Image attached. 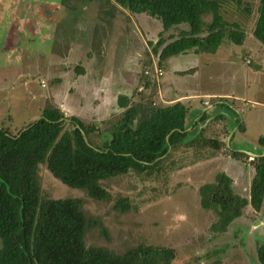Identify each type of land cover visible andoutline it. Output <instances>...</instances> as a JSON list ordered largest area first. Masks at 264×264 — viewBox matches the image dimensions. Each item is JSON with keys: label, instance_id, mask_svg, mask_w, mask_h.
Returning <instances> with one entry per match:
<instances>
[{"label": "rangeland", "instance_id": "rangeland-1", "mask_svg": "<svg viewBox=\"0 0 264 264\" xmlns=\"http://www.w3.org/2000/svg\"><path fill=\"white\" fill-rule=\"evenodd\" d=\"M251 4L248 16L232 4L221 9L226 20L240 24L242 44L224 39L213 56L189 49L159 61L151 43L178 29L163 31L158 19L132 13L114 0H0V127L11 133L52 105L69 118L95 125L86 138L98 147L122 111L121 96L130 104H172L164 80L178 82L183 95L215 92V87L231 91L225 98H181L188 106L186 138L191 140L171 148L154 169H131L101 180L108 200L63 184L38 163L41 198H79L85 215L104 227L105 234L89 226L86 245L114 252L138 244L169 247L175 253L172 264H261L257 249L264 245V197L258 211L246 205L225 231L215 229L216 213L200 204V187L212 184L217 173L229 178L233 193L248 199L255 169L249 155L232 157L230 151L264 152L257 142L264 137V104H252L256 95L264 97V47L251 35L257 1ZM210 17L205 15L203 22ZM213 57H232L227 62L231 67L216 70ZM154 66L162 70L158 78ZM257 66L263 69L259 72ZM174 69H183L182 75ZM191 71L196 73L185 74ZM201 111L206 118L198 122ZM206 138L221 147L204 145ZM123 197L129 209L121 212L113 204Z\"/></svg>", "mask_w": 264, "mask_h": 264}, {"label": "trees", "instance_id": "trees-1", "mask_svg": "<svg viewBox=\"0 0 264 264\" xmlns=\"http://www.w3.org/2000/svg\"><path fill=\"white\" fill-rule=\"evenodd\" d=\"M109 3V0H106ZM132 13H146L158 19L163 31L178 29L168 37L159 34L151 43L158 60L192 49L210 53L224 39L240 45L245 33L240 24L228 21L221 13L224 4H232L245 16L252 12L251 0H114ZM252 36L264 46V0H256ZM211 14L210 21L204 17ZM180 24L187 28L179 29ZM169 39V41H168ZM127 96L118 99L122 108L110 126V135L93 146L87 134L96 130L78 118H69L60 108L46 105L41 114L15 133L0 127V264H172V248L138 244L122 252L86 245L89 226L106 231L98 220L82 210L79 198H41L36 181L38 163L63 184L79 188L95 200H108V191L100 181L126 174L129 170L147 172L157 167L169 150L187 140L188 106L180 101L168 105L152 102L130 104ZM197 115V114H195ZM206 118L201 111L198 122ZM194 115L190 121H193ZM195 120V119H194ZM197 121L192 123L193 129ZM199 138H203L199 130ZM186 139V140H185ZM215 148L221 142L203 139ZM257 142L264 147V137ZM232 157H247L230 151ZM254 176L249 198L232 192L230 180L217 173L212 184L200 187V204L217 215L215 229L225 231L250 205L258 211L264 197V155L253 157ZM113 208L129 209L127 198H119ZM257 259L264 264V245L257 249Z\"/></svg>", "mask_w": 264, "mask_h": 264}, {"label": "crops", "instance_id": "crops-1", "mask_svg": "<svg viewBox=\"0 0 264 264\" xmlns=\"http://www.w3.org/2000/svg\"><path fill=\"white\" fill-rule=\"evenodd\" d=\"M251 35H252V33H251ZM259 42V41H258ZM260 43V42H259ZM261 44V43H260ZM262 45V44H261ZM263 46V45H262ZM219 47V46H218ZM217 47V48H218ZM264 47V46H263ZM216 48V49H217ZM216 51V50H215ZM213 52H210V54H208V53H202V54H207V55H211ZM197 55H199V53H196ZM214 54H212V56H213ZM232 57H225L224 58V60L223 61H221L220 59H218L217 57H216V59L213 57V62L215 63V64H213V65H215V66H211V67H214L216 70H219V71H222L223 70V68H225V64H227L228 66H229V68L231 67L230 66V64L229 63H227V62H230V59H231ZM204 61H207V58L206 59H203ZM231 63V62H230ZM207 64H208V62H207ZM232 65V67H234V64H231ZM257 68V71H261L263 68H262V66H257L256 67ZM198 70V68L195 70V71H197ZM231 70V69H230ZM181 71H183V69H174L173 70V73H177V74H179V75H182V73H181ZM195 71H191V72H186L185 74H187V73H190V74H193V73H196ZM257 71H253V74H252V76L254 75V74H256L257 73ZM201 74H203V71L201 72ZM247 75V74H246ZM173 77H174V80H176L177 79V77L176 76H174L173 75ZM181 77V76H180ZM261 79H262V81H263V83H264V77L262 76L261 77ZM251 80H252V78H251ZM245 85V84H244ZM163 86L165 87V92L166 93H168V96H167V100H168V102H171L172 101V103H174V102H176V101H180L181 102V98H184V97H191V98H196V97H203V98H209V97H214L215 95L217 96V97H219V98H225V97H229L230 95V93H231V91H222L223 89H218V88H216L215 87V92H212V91H210V90H207V91H205L206 93H197V94H188V95H183V94H181L180 92H179V90H178V82H176V81H172V80H169V81H167V83H166V80H164V84H163ZM232 88V87H231ZM203 90V89H202ZM173 93V94H172ZM264 101V97L262 96V95H256V98H255V100L254 101H252V104L254 105L255 103H257V104H264V102H261V101Z\"/></svg>", "mask_w": 264, "mask_h": 264}, {"label": "built area", "instance_id": "built-area-1", "mask_svg": "<svg viewBox=\"0 0 264 264\" xmlns=\"http://www.w3.org/2000/svg\"><path fill=\"white\" fill-rule=\"evenodd\" d=\"M153 73L156 78H158L160 75H162V70L158 67H153ZM249 159H252V157H249Z\"/></svg>", "mask_w": 264, "mask_h": 264}, {"label": "water", "instance_id": "water-1", "mask_svg": "<svg viewBox=\"0 0 264 264\" xmlns=\"http://www.w3.org/2000/svg\"><path fill=\"white\" fill-rule=\"evenodd\" d=\"M260 151H261V152H260V155H264L263 150H260ZM247 155L252 156V157H255V156H258L259 153L254 154V153L248 152Z\"/></svg>", "mask_w": 264, "mask_h": 264}, {"label": "clouds", "instance_id": "clouds-1", "mask_svg": "<svg viewBox=\"0 0 264 264\" xmlns=\"http://www.w3.org/2000/svg\"><path fill=\"white\" fill-rule=\"evenodd\" d=\"M250 157H252V156H250ZM253 158V157H252Z\"/></svg>", "mask_w": 264, "mask_h": 264}]
</instances>
